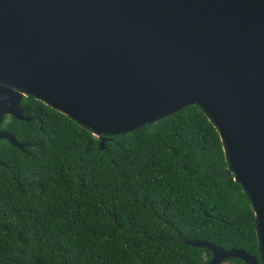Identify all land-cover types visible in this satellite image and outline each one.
I'll return each mask as SVG.
<instances>
[{"label": "water", "instance_id": "95a60500", "mask_svg": "<svg viewBox=\"0 0 264 264\" xmlns=\"http://www.w3.org/2000/svg\"><path fill=\"white\" fill-rule=\"evenodd\" d=\"M33 97L101 138L198 106L256 216L264 264V0H0V124ZM0 140L23 151L7 132ZM0 166L2 163L0 162Z\"/></svg>", "mask_w": 264, "mask_h": 264}, {"label": "trees", "instance_id": "16d2710c", "mask_svg": "<svg viewBox=\"0 0 264 264\" xmlns=\"http://www.w3.org/2000/svg\"><path fill=\"white\" fill-rule=\"evenodd\" d=\"M0 130V264H207L259 255L256 216L198 106L107 138L35 98ZM221 264H244L224 260Z\"/></svg>", "mask_w": 264, "mask_h": 264}]
</instances>
